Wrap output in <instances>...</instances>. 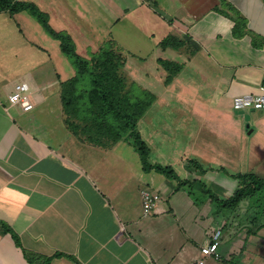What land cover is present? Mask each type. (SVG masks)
Wrapping results in <instances>:
<instances>
[{"label":"crops","instance_id":"crops-1","mask_svg":"<svg viewBox=\"0 0 264 264\" xmlns=\"http://www.w3.org/2000/svg\"><path fill=\"white\" fill-rule=\"evenodd\" d=\"M17 1L47 13L82 57L114 41L122 73L155 96L137 123L148 160L177 178L144 171L129 139L101 148L75 135L60 99L75 70L59 41L26 11L0 8V264H194L213 226L222 231L221 257L204 264H264V229L234 235L218 227L208 202L198 206L177 188L178 180H199L226 198L236 182L220 169L253 172L229 164L245 149L247 169L264 155V111L250 125L232 106L235 97L264 93V0ZM237 19L241 36L233 34ZM169 35L183 44L163 47ZM38 50L44 57L34 62ZM18 82L31 88L28 112L6 102ZM151 186L162 200L144 215L140 190Z\"/></svg>","mask_w":264,"mask_h":264},{"label":"trees","instance_id":"trees-1","mask_svg":"<svg viewBox=\"0 0 264 264\" xmlns=\"http://www.w3.org/2000/svg\"><path fill=\"white\" fill-rule=\"evenodd\" d=\"M0 8L9 13L26 11L43 27L45 32L60 42L62 53L74 67L75 75L60 84V99L63 108L64 123L78 136L83 137L89 144L107 148L120 140H128L134 145L144 171L155 170L168 177L177 178L170 166L150 164L148 160L149 148L141 139L137 130L138 120L155 100L154 94L138 88L121 71L124 55L112 39H108L97 52L90 53L89 58L80 56L76 52L74 41L64 31H56L49 24L47 13L43 12L32 2L17 0H0ZM241 19H237L233 34L241 36ZM183 42L173 35L162 41V46L177 47ZM257 47V45H256ZM166 70H171L172 64L167 60H158ZM191 166L199 172L203 169L195 160H189ZM224 174L236 182L235 192L226 197L207 188L199 180H178V186L186 189L193 197L194 204L198 201L194 196L192 186H196L208 198L212 206V214L216 219H222V225L233 228L235 232L241 230L247 234L264 228V179L253 173L230 174L220 169ZM201 200V199H200ZM5 232L12 235L16 244H19L17 235L6 225Z\"/></svg>","mask_w":264,"mask_h":264},{"label":"built area","instance_id":"built-area-1","mask_svg":"<svg viewBox=\"0 0 264 264\" xmlns=\"http://www.w3.org/2000/svg\"><path fill=\"white\" fill-rule=\"evenodd\" d=\"M264 91V86L262 87ZM8 101V102H7ZM7 104L17 107L22 112H28L33 109L31 88L27 82H18L13 84L11 91L7 95ZM233 110H264V93L244 94L233 99ZM141 206L144 215L149 214L155 205L162 199L158 192H152L148 188L141 191ZM222 237L221 229H216L210 239L199 247V256L194 264H204L206 257L219 260L218 245Z\"/></svg>","mask_w":264,"mask_h":264},{"label":"rangeland","instance_id":"rangeland-1","mask_svg":"<svg viewBox=\"0 0 264 264\" xmlns=\"http://www.w3.org/2000/svg\"><path fill=\"white\" fill-rule=\"evenodd\" d=\"M71 2H75L74 0H70ZM27 13V12H26ZM49 17V16H48ZM36 21V20H35ZM14 23V31H15V33L18 35V33L20 32V30H21V27H19V24L17 23V21H11V23L9 22L8 24H11V26H12V24ZM36 23V25H37V27H39L40 29H42L43 30V27L36 21L35 22ZM49 24H50V21H49ZM51 27H52V25H50ZM53 28V27H52ZM18 30H19V32H18ZM44 31V30H43ZM64 31V30H63ZM65 32V31H64ZM21 33V32H20ZM66 33H68L67 31H66ZM68 35H69V33H68ZM56 40V39H55ZM57 41V40H56ZM60 43V42H59ZM20 49V47L19 46H17V48L16 49ZM61 49V48H60ZM6 50V48H3L2 49V52L3 51H5ZM60 51V53L61 54H63L62 52H61V50H59ZM8 53H10L9 51H8ZM7 53V54H8ZM37 53H38V56H37V58H36V60L34 61V62H36L38 59H41V58H43L44 57V54L41 52V51H37ZM65 56V55H64ZM89 56H90V53H89ZM8 58H12V56H11V54H9L8 56H7ZM87 58H89V57H87ZM5 59V58H4ZM68 59V58H67ZM6 60V59H5ZM6 62H7V60H6ZM33 62V63H34ZM68 62L70 63V61H69V59H68ZM74 68V67H73ZM19 80H23V79H18V81ZM9 87H11V85H9ZM8 102V101H7ZM6 103V102H5ZM9 104V103H8ZM264 111V110H263ZM261 112V110H242V111H234V113H235V115H236V117H238V118H240V119H243V121H246V123H248V124H250V125H253L254 124V117L256 116V115H258V113H260ZM248 137H249V135H248ZM248 144H249V142H248ZM148 145V144H147ZM151 147L153 148V143H151ZM242 151V150H241ZM247 149H245V152H244V154H241V156H243L242 158H236L235 159V161L234 162H231L230 164H229V166L230 167H232V163H235V164H237L240 168H242V169H244V170H247V171H253V172H249V173H253V174H255L256 175V173L258 174H260L259 176H257V177H259V178H261V179H264V155L262 156V157H260L259 158V161H258V165L256 166V167H254V166H252V168H250V169H247V162H246V159H248V155H247ZM197 163L204 169V167H205V163L203 162V161H201V160H197ZM165 167V166H164ZM172 168V167H171ZM229 170H231V171H234V172H236L235 174H237L238 172H239V168L238 169H231V168H228ZM229 170H227V169H225V171L226 172H230ZM244 172H246V171H244ZM179 186H182V185H179ZM179 186H177V188L178 189H180V190H182V191H184L187 195H189L188 193H187V191H186V189H183V188H181V187H179ZM149 189L150 191H152V192H158V190L156 189V188H154V187H144L143 189ZM143 189H141L140 190V196H141V191L143 190ZM192 189L194 190V196L198 199V201H204V198H205V201L206 202H208V198H206V197H204L205 196V194L204 193H202V191L196 186V184L195 185H193L192 186ZM212 192L213 193H215V194H217V195H219L218 194V192L217 191H215V190H213L212 189ZM158 193H160V192H158ZM190 196V198L192 199V201H193V197L191 196V195H189ZM228 197V196H227ZM201 199V200H200ZM162 200V199H161ZM160 200V201H161ZM159 201V202H160ZM194 202V201H193ZM199 205H202V202L199 204ZM208 206H209V211H210V213H212L211 211H212V206H210V203L208 202ZM151 213V212H150ZM212 215V214H211ZM213 216V215H212ZM214 219H215V223L217 222V219L219 220V225H218V227H221V228H224L225 226H223L222 225V219H219V218H215L214 217ZM217 227H212L211 229H209V231H208V235L209 236H212V232L216 229ZM225 229V228H224ZM229 229H230V231H233L234 229L233 228H230V226H229ZM264 229V228H263ZM262 230V229H261ZM229 231V232H230ZM227 232V231H226ZM229 232H227V233H229ZM234 232V231H233ZM240 232H245V231H243V230H241ZM240 232H235V234L234 235H236V234H238V233H240ZM226 236V234L223 236V237H225ZM234 239H237V237H235ZM198 255H199V253H198ZM206 259H213V258H211V257H206L205 258V260Z\"/></svg>","mask_w":264,"mask_h":264}]
</instances>
